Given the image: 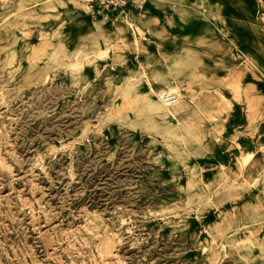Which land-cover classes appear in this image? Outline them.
<instances>
[{"label": "rangeland", "instance_id": "obj_1", "mask_svg": "<svg viewBox=\"0 0 264 264\" xmlns=\"http://www.w3.org/2000/svg\"><path fill=\"white\" fill-rule=\"evenodd\" d=\"M0 264H264V0H0Z\"/></svg>", "mask_w": 264, "mask_h": 264}, {"label": "built area", "instance_id": "obj_2", "mask_svg": "<svg viewBox=\"0 0 264 264\" xmlns=\"http://www.w3.org/2000/svg\"><path fill=\"white\" fill-rule=\"evenodd\" d=\"M87 2L91 10L97 12L103 11H116L117 8L121 7L127 2V0H84ZM176 97L174 92L170 93L169 90H164L161 99L165 104H170L172 100Z\"/></svg>", "mask_w": 264, "mask_h": 264}, {"label": "bare ground", "instance_id": "obj_3", "mask_svg": "<svg viewBox=\"0 0 264 264\" xmlns=\"http://www.w3.org/2000/svg\"><path fill=\"white\" fill-rule=\"evenodd\" d=\"M170 92V91H169ZM170 93H172V92H170ZM163 101V100H162ZM170 104H173L174 106H176V105H180V104H178V96H176L173 100H172V102L170 103ZM170 104H168V105H170ZM176 104V105H175ZM164 105H167V104H165L164 103ZM181 106V105H180ZM106 251V250H105Z\"/></svg>", "mask_w": 264, "mask_h": 264}, {"label": "crops", "instance_id": "obj_4", "mask_svg": "<svg viewBox=\"0 0 264 264\" xmlns=\"http://www.w3.org/2000/svg\"><path fill=\"white\" fill-rule=\"evenodd\" d=\"M92 11H94V10H92ZM97 12V11H96ZM99 13V12H98Z\"/></svg>", "mask_w": 264, "mask_h": 264}]
</instances>
